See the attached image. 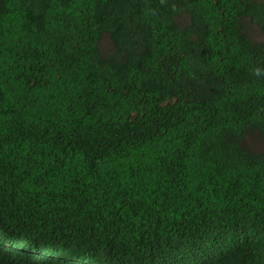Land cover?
I'll return each mask as SVG.
<instances>
[{"label": "trees", "instance_id": "1", "mask_svg": "<svg viewBox=\"0 0 264 264\" xmlns=\"http://www.w3.org/2000/svg\"><path fill=\"white\" fill-rule=\"evenodd\" d=\"M249 22L264 0H0V264H264Z\"/></svg>", "mask_w": 264, "mask_h": 264}, {"label": "rangeland", "instance_id": "2", "mask_svg": "<svg viewBox=\"0 0 264 264\" xmlns=\"http://www.w3.org/2000/svg\"><path fill=\"white\" fill-rule=\"evenodd\" d=\"M188 21H189V17L187 15H182L180 17L181 23L186 24L188 23ZM246 31L252 36V38L255 41L264 42V33L254 23L249 22V24H247ZM101 48L105 54L113 50V44H112V41L109 35L104 36L102 43H101ZM246 143L252 152H255V153L264 152V140L259 138L257 135H254V136L251 135L246 141ZM0 241L5 242V239L0 238ZM72 260H74L75 262L78 261L77 259H72ZM81 264H84V262H81ZM93 264H100V263H93Z\"/></svg>", "mask_w": 264, "mask_h": 264}, {"label": "clouds", "instance_id": "3", "mask_svg": "<svg viewBox=\"0 0 264 264\" xmlns=\"http://www.w3.org/2000/svg\"><path fill=\"white\" fill-rule=\"evenodd\" d=\"M35 252V251H34ZM73 258L72 257H70V256H66V257H64L62 260H67V261H69V262H71V263H73V264H81V262H84V264H93V263H95L94 261H89V260H78V261H74V260H72ZM75 259V258H74Z\"/></svg>", "mask_w": 264, "mask_h": 264}]
</instances>
